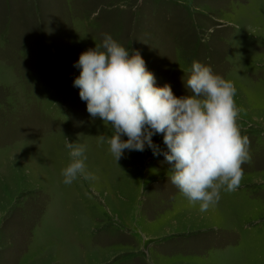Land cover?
Here are the masks:
<instances>
[{
  "label": "rangeland",
  "instance_id": "obj_1",
  "mask_svg": "<svg viewBox=\"0 0 264 264\" xmlns=\"http://www.w3.org/2000/svg\"><path fill=\"white\" fill-rule=\"evenodd\" d=\"M105 34L176 97L193 61L233 82L251 161L208 211L162 155L116 162L98 140L112 129L89 116L74 64ZM65 138L92 179L63 183ZM0 264H264V0H0Z\"/></svg>",
  "mask_w": 264,
  "mask_h": 264
},
{
  "label": "clouds",
  "instance_id": "obj_2",
  "mask_svg": "<svg viewBox=\"0 0 264 264\" xmlns=\"http://www.w3.org/2000/svg\"><path fill=\"white\" fill-rule=\"evenodd\" d=\"M73 80L79 97L94 120L99 118L112 135H99L117 162L125 150L162 155L169 179L190 205L200 212L214 207L221 191L233 192L243 178L242 165L251 161L250 141L238 126L240 109L233 82L193 61L184 81L187 95L176 97L171 86H156L138 51L129 50L105 34L101 45L79 55ZM162 135L167 150L152 140ZM126 136L127 139H122ZM69 163L63 183L92 179L85 160V145L69 142Z\"/></svg>",
  "mask_w": 264,
  "mask_h": 264
}]
</instances>
